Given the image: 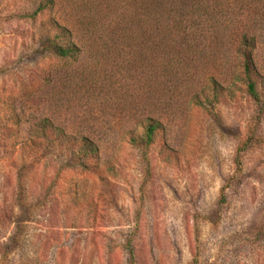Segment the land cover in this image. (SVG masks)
Masks as SVG:
<instances>
[{
	"label": "rangeland",
	"instance_id": "374dc122",
	"mask_svg": "<svg viewBox=\"0 0 264 264\" xmlns=\"http://www.w3.org/2000/svg\"><path fill=\"white\" fill-rule=\"evenodd\" d=\"M37 1L0 0V264H264V112L242 90L215 110L180 103L147 153L111 66L58 57L52 13L24 17ZM89 137L103 150L86 170Z\"/></svg>",
	"mask_w": 264,
	"mask_h": 264
},
{
	"label": "trees",
	"instance_id": "16d2710c",
	"mask_svg": "<svg viewBox=\"0 0 264 264\" xmlns=\"http://www.w3.org/2000/svg\"><path fill=\"white\" fill-rule=\"evenodd\" d=\"M37 2L24 17L52 13L45 42L58 57L97 51L104 66H111L112 86L122 97L118 107L127 108L136 123L126 138L147 153L167 136L168 109L177 111L180 103L215 110L242 90L264 112V0ZM100 106V113L110 108ZM39 130L45 139L54 132L62 145L68 143L69 136L50 122ZM82 141L75 161L88 170V160L98 159L103 149L91 137Z\"/></svg>",
	"mask_w": 264,
	"mask_h": 264
}]
</instances>
